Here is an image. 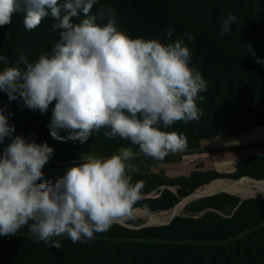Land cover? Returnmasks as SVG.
Instances as JSON below:
<instances>
[{
	"label": "clouds",
	"instance_id": "1",
	"mask_svg": "<svg viewBox=\"0 0 264 264\" xmlns=\"http://www.w3.org/2000/svg\"><path fill=\"white\" fill-rule=\"evenodd\" d=\"M97 4L98 0H0V27L23 13L26 30L34 31L50 18L51 31L58 34L51 54L42 52L31 62L21 56L23 69L8 66V58L0 55L5 65L0 91L42 114L55 101L48 127L56 140L84 143L103 129L106 138L128 140L155 160L185 151L186 137L163 131L161 125L168 129L203 114L197 100H203L200 93L207 85L189 66L194 35L185 34L187 43L177 37L167 44L133 38L118 30L112 6L93 13ZM234 20L230 15L223 21V33ZM165 33L172 38V29ZM62 130L68 135L61 136ZM14 132L0 109V143L11 140L0 152V236H15L27 227L37 242L59 249L57 238L87 243L131 217L145 186L130 175L136 170L131 149L81 156L53 181L45 179L43 171L53 148Z\"/></svg>",
	"mask_w": 264,
	"mask_h": 264
},
{
	"label": "trees",
	"instance_id": "2",
	"mask_svg": "<svg viewBox=\"0 0 264 264\" xmlns=\"http://www.w3.org/2000/svg\"><path fill=\"white\" fill-rule=\"evenodd\" d=\"M104 5H110L116 10L118 30L133 38L158 39L167 44L177 37H184L187 43L185 34L194 35V41L189 44V66L199 71L206 82L207 91L200 93L203 100L198 99L197 105L212 114L211 120L221 121L226 126L258 116L257 109L250 110L247 106L242 112L238 111L241 115L234 114L232 117V114H226L228 118H223L226 115L221 114L222 109H227L240 97L247 102L260 101L261 108H257L264 109V89L255 88L250 82L252 73H259L264 84V0H103L94 6L93 13ZM23 15L17 13L10 25L0 27V55L8 58V66H19L21 69L24 68L20 62L21 56L31 62L42 52L51 54L58 40V34L51 31L50 18H45L34 31H28L23 25ZM230 15L235 16V20L230 23L229 31L223 33V21ZM98 22L106 23V20ZM166 29L173 30L171 39L167 38ZM4 66L0 63V70ZM54 106L55 101L42 114L39 110L28 109L21 98L9 100L8 94L0 91V109L8 117L9 124L15 127L13 135L23 136L27 141L37 144L47 143L54 150L49 160L65 163L90 153L109 156L120 148L139 151L138 146L128 140L120 137L106 138L103 129L93 133L84 143L54 139L48 127ZM254 125H264V120L249 121L238 127L222 126L204 131L201 135H193L190 126L177 131L174 125L168 129L161 125V130L183 134L187 139V148L195 149L203 138L239 134ZM60 135L67 136L68 133L62 130ZM10 142L9 138H5L0 143V152ZM44 174L45 179L53 181L64 175ZM130 175L133 182L143 181L145 185L141 199L134 208L142 207L150 212L168 211L182 197L189 196L194 190L215 179L252 177L264 180V158L253 157L229 175L197 173L183 180H166L152 173L135 171ZM244 180L248 182L249 179H243L240 183ZM215 182L234 184L227 180ZM172 187L175 191L171 190ZM229 201H233V205L238 208L234 214L224 217L215 212L202 214L198 218L177 216L168 225L143 228L126 227L117 222L107 232L96 234L101 237L213 243L209 246H145V250L136 247L128 255L126 250L117 252L95 247L94 243V246L85 242L72 243L66 237L62 240L60 237L57 238L60 243L57 249L49 243L37 242L28 228L24 227L15 236H0V264H264V199L251 197L241 200L222 191L200 198L197 201L200 205L195 212L207 208L221 210ZM174 231L177 236H161L162 232Z\"/></svg>",
	"mask_w": 264,
	"mask_h": 264
},
{
	"label": "rangeland",
	"instance_id": "3",
	"mask_svg": "<svg viewBox=\"0 0 264 264\" xmlns=\"http://www.w3.org/2000/svg\"><path fill=\"white\" fill-rule=\"evenodd\" d=\"M98 2H103V0H98ZM262 76L259 73H252V79L250 80V82L252 84H254L253 86L256 87H262V89H264V84L262 83ZM260 101L257 100H253V101H249L247 102L243 97H240L238 99V101H236L233 105H231L230 107H226L227 109H222V115H226V114H232L231 116L233 117L234 114H236L237 116L241 115L240 113H238V111H243V109H245L247 106H249L250 110H256L258 111L259 115L255 116L254 118H252L249 121H256V120H260L263 121L264 120V109L258 110L257 107H260ZM264 103V102H263ZM235 108V109H234ZM261 108V107H260ZM203 114L201 115L199 120H195V121H190L187 124H185L184 122H178L176 124H174L175 128L177 131H181L183 130L185 127L190 126L191 127V131L193 132V135H201L204 133V131H211V130H215L216 128H221L223 125L221 121L219 122H215L214 120H211L213 118H211V115L208 111H204L202 110ZM223 118H228V115L223 116ZM249 121H243L240 123H236V124H230V125H226L224 128L230 127L231 125L233 127L235 126H240L242 124L248 123ZM118 152V150H117ZM90 154H94V153H90ZM102 155V154H101ZM84 156V155H83ZM104 156V155H103ZM81 158V157H80ZM79 159H73L70 161H67L65 163H61L59 160H49V162L45 165L43 171L49 175H55L58 173H65L66 169L70 166L73 165L74 162H77L80 160ZM238 180H243L241 179H231L228 181H233L234 183ZM262 181V183H257ZM252 180L249 179L248 182L244 180L243 183L238 184L235 189H239L238 192L232 190H228L225 193L234 195L235 197H239L241 200L247 199V198H251V197H256V199H264V193L259 194L260 192H262V188L257 186V184H261L264 185V180ZM231 187V186H229ZM205 185L198 188L197 190H194L193 192H199L200 190L204 189ZM175 191V188H172ZM209 191H212L211 189H207L205 191H203V193H209ZM192 192V193H193ZM246 192V193H245ZM243 193V195H242ZM254 193V194H253ZM151 196V195H150ZM205 197V196H204ZM200 199V198H199ZM199 199L196 200H192V201H187L184 204L181 205L180 210H178V212L176 213V217L177 216H187V217H194V218H198L200 217L202 214L205 213H216L219 216H227V215H231L232 213L234 214L237 211L238 206H234L233 205V201H229L227 202V204L221 209V210H214V209H210L207 208L206 210L202 211V212H195V209L197 206H199L200 204L197 203V201ZM146 211V212H144ZM149 215H158L159 218L151 220L149 219ZM172 215V209L168 210V211H158V212H150L148 210H144L142 209V207H135L133 208L132 211V215L130 218L122 220L126 223H128L129 225H131V228H138L140 225H144L146 222L151 221L152 224L151 226H156L157 223H155V220H158L160 218H162L160 221L167 223L169 222L170 218ZM169 217V218H168ZM155 221V222H153ZM264 225V224H263ZM177 236V233L174 231V233H166V232H162L161 236L163 237H169L171 238V236ZM62 239H65V237H62ZM90 243V245H95V247H100V248H108L111 250H118L117 252L120 251H127V254L129 255L132 251L134 250L136 247V249L138 250H145L144 247L145 246H172L176 245V244H185V245H190V246H200V245H211L213 243H208V241L202 242V241H196V240H182V241H173V240H163V239H158V240H154V239H145V238H140V237H123V238H117V237H101V236H95L94 240L87 242ZM98 243V244H96ZM116 244V245H114ZM93 245V246H94ZM174 249V248H171Z\"/></svg>",
	"mask_w": 264,
	"mask_h": 264
},
{
	"label": "crops",
	"instance_id": "4",
	"mask_svg": "<svg viewBox=\"0 0 264 264\" xmlns=\"http://www.w3.org/2000/svg\"><path fill=\"white\" fill-rule=\"evenodd\" d=\"M129 149L134 152L131 163L135 172L152 173L166 180L190 179L197 173L229 175L253 157L264 158V125H254L239 134L203 138L197 148L169 154L163 160L148 158L134 148ZM92 155L103 156L98 153ZM231 179L219 178L210 183Z\"/></svg>",
	"mask_w": 264,
	"mask_h": 264
},
{
	"label": "water",
	"instance_id": "5",
	"mask_svg": "<svg viewBox=\"0 0 264 264\" xmlns=\"http://www.w3.org/2000/svg\"><path fill=\"white\" fill-rule=\"evenodd\" d=\"M242 179H252V180H255V181H257V179H254V178H252V177H243ZM240 182H241V180H238V181H236L235 183H234V187H236L238 184H240ZM257 183H262V181H260V182H258L257 181ZM226 192V191H228L227 189H225V188H222V189H219V190H217V191H214V192H209V193H198V192H193V193H191L189 196L187 195V196H184V197H182L181 199H180V201L175 205V207L172 209V215H171V218H170V220H169V222H167V223H164V222H161V221H156L155 223H157V225L156 226H160V225H168V224H170L172 221H173V219L176 217V213L178 212V210L180 209V207H181V205L182 204H184L185 202H189V201H192V200H196V199H199V198H202V197H204V196H208V195H213V194H216V193H219V192ZM119 224H121V225H123V226H126V227H132L131 225H129L128 223H126V222H124V221H119L118 222ZM151 224H152V222L151 221H148V222H146L144 225H140L139 227H141V228H143V227H149V226H151ZM138 227V228H139Z\"/></svg>",
	"mask_w": 264,
	"mask_h": 264
},
{
	"label": "bare ground",
	"instance_id": "6",
	"mask_svg": "<svg viewBox=\"0 0 264 264\" xmlns=\"http://www.w3.org/2000/svg\"><path fill=\"white\" fill-rule=\"evenodd\" d=\"M264 183V182H263ZM211 183H209V184H207V185H205V188L204 189H202V190H200L198 193H203V191H205V190H207V189H211L212 191H217V190H219V189H222V188H225V189H227V190H234V191H236V192H238L239 191V189H235V187H234V184H224V183H220V182H214V183H212L211 185H223V186H211L210 185ZM229 186H231V187H229ZM257 186H259V187H261L263 190H262V192L264 191V185H261V184H257ZM209 192H211V191H209ZM262 192H260V193H262ZM207 193V192H206ZM246 193V192H245ZM260 193H258V194H260ZM254 194V193H253ZM242 195H243V193H242ZM180 210V209H179ZM149 217V219H151V220H154V219H157V218H159V216L158 215H149L148 216ZM169 218V217H168ZM162 218H160V219H158V220H155V221H160ZM155 221H153V222H155Z\"/></svg>",
	"mask_w": 264,
	"mask_h": 264
}]
</instances>
